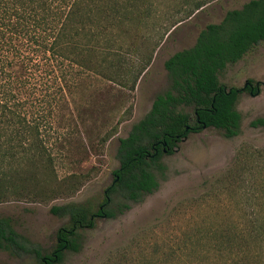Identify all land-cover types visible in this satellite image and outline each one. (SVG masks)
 <instances>
[{
	"label": "trees",
	"instance_id": "obj_1",
	"mask_svg": "<svg viewBox=\"0 0 264 264\" xmlns=\"http://www.w3.org/2000/svg\"><path fill=\"white\" fill-rule=\"evenodd\" d=\"M206 5L196 3L195 11ZM148 14L150 0H0V202L47 198L57 191L48 183L60 161L56 142L63 132L54 123L57 110L66 93L92 74L135 91L153 56L140 67H125L124 38L130 39L128 26ZM263 41L264 0H250L229 10L220 23L206 25L194 46L171 56L164 64L169 89L120 139V166L99 210L76 203L53 207L51 212L69 223L57 232L51 254L35 251L37 264L62 263L68 252L81 251L80 230L95 228L98 218H118L157 192L159 174L167 170L163 156L172 155L192 134L215 128L226 138L238 136L243 117L236 104L244 93L259 95L263 83L228 87L219 75ZM262 181L264 150L239 157L222 181L233 186L244 223L206 229V237L216 243L205 245V252L216 251L219 264H264V206L255 207L257 196L249 194L263 188ZM20 239L12 220L1 217L0 250L20 248Z\"/></svg>",
	"mask_w": 264,
	"mask_h": 264
},
{
	"label": "rangeland",
	"instance_id": "obj_2",
	"mask_svg": "<svg viewBox=\"0 0 264 264\" xmlns=\"http://www.w3.org/2000/svg\"><path fill=\"white\" fill-rule=\"evenodd\" d=\"M150 1L151 14L128 26L131 35L125 36L124 47L125 67H140L153 56L151 65L135 91L92 74L66 93L54 117L64 135L56 142L60 161L48 182L57 191L47 198L20 196L0 202V218H10L22 236L20 248L0 250V264H37L35 251L43 256L54 251L57 232L69 219L52 213L53 207L76 203L93 213L99 210L120 166V139L150 112L156 96L169 89L166 60L194 46L206 25L220 23L229 10L250 0ZM199 2L207 5L195 11ZM219 79L238 88L249 80L263 83L259 95L244 93L236 104L243 117L241 133L231 139L215 128L192 134L172 155L163 156L167 170L159 174L157 192L118 218H98L95 228L80 230L81 251L68 252L60 264H219L216 251L205 252V245L216 243L206 237V229L244 223L233 186L222 181L239 157L264 150V124L253 125L264 121V41L228 65ZM104 90L105 96L99 97ZM260 183L263 188L249 193L257 196L255 207L264 206V181Z\"/></svg>",
	"mask_w": 264,
	"mask_h": 264
},
{
	"label": "crops",
	"instance_id": "obj_3",
	"mask_svg": "<svg viewBox=\"0 0 264 264\" xmlns=\"http://www.w3.org/2000/svg\"><path fill=\"white\" fill-rule=\"evenodd\" d=\"M232 10H234V9H232ZM199 11H200V10H199ZM168 37H169V35H168ZM167 60H168V59H167ZM167 60H166V61H167Z\"/></svg>",
	"mask_w": 264,
	"mask_h": 264
}]
</instances>
